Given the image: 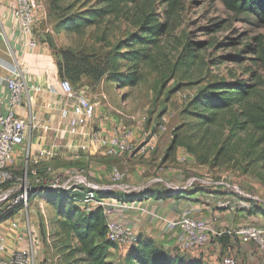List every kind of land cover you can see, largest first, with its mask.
<instances>
[{"label":"rangeland","instance_id":"374dc122","mask_svg":"<svg viewBox=\"0 0 264 264\" xmlns=\"http://www.w3.org/2000/svg\"><path fill=\"white\" fill-rule=\"evenodd\" d=\"M39 1L43 5L44 18L38 23L35 36L42 56L34 61L37 69L34 73H39L41 64L42 67L54 65L57 72L51 91L57 98L62 99L59 79H69L75 90L87 92L95 105L97 118L105 116L114 127L116 124L113 130L127 134L131 147H153L150 155L159 157L149 170L145 165L142 169L140 161L148 162L150 156L140 157L139 167L120 166L117 161L107 168L90 159L82 165L57 161L54 167H82V174L91 182L110 185L111 167L114 166L126 174L122 184L146 183L144 189L166 183L184 189L195 179L205 193H199L194 200L195 206L200 203L194 208L200 215L198 218L207 221L220 234L249 223L235 221V213L240 210L230 212L217 208L218 199L233 200L242 193L254 198L251 202L253 212L264 213V184L258 179L255 165L246 164L244 157L249 133L247 130L239 133L237 145L236 138L227 140L228 121L237 106L220 110L210 124L203 123L200 114L204 112L195 106L196 98L213 76L230 82L234 78L246 80L251 69L264 78V71L253 64V55L247 50V46L255 42L254 38L264 36V22L253 16L235 15L219 0H179V6L172 11L168 0ZM145 15L157 18L164 29L160 35L152 36L154 43L149 45L147 57L136 65L126 53L144 52L134 41L143 35L140 26ZM64 52L85 57L91 73L83 74L78 81L67 75L60 77L57 65L62 62ZM191 54L197 58L190 63ZM132 72L139 78L135 85L123 86L121 81L115 80L118 75L122 78ZM41 91L32 94L38 95ZM173 137L175 145L167 152ZM219 148L222 153L215 158ZM164 157L166 160H162ZM95 177H100L102 182H96ZM64 208L67 207L53 198L35 197L23 217V224L28 220L37 234L39 264L58 263V248L65 242L55 236L56 231L66 230ZM248 211L245 213L249 214ZM118 214L126 221L133 215L121 211ZM195 214L193 210L192 216L196 217ZM135 218L128 225L131 224L135 235H141V227L132 225H140L139 217ZM170 220L174 219H167ZM227 222L231 225L227 226ZM232 238L230 249L216 244L210 250L209 246L216 242L213 238L187 255L202 259L203 264H220L224 252L230 250L234 264H264V256L255 243L243 242L235 235Z\"/></svg>","mask_w":264,"mask_h":264},{"label":"built area","instance_id":"2783aa9c","mask_svg":"<svg viewBox=\"0 0 264 264\" xmlns=\"http://www.w3.org/2000/svg\"><path fill=\"white\" fill-rule=\"evenodd\" d=\"M12 14L18 20L21 31L31 37L35 26L44 18L43 5L39 0H14ZM29 46L35 47V41L31 40ZM25 76V70L14 69L4 78L6 94L2 104L4 102L6 108L4 112L0 111V217L10 212L13 214L0 220V264H39L37 234L27 218L25 224L22 221L30 206L31 194L44 188L72 192L83 188L84 197L76 202L87 211L96 207L102 209L107 238L117 245L118 250L125 252L139 234L133 233L132 227L123 222L118 212L122 207L132 208L133 204L130 203L133 201L127 204L115 197L95 199L94 196L95 192L107 193L114 187L130 191L128 185L121 183L126 174L112 166V183L101 185L84 176L82 167L56 168L53 165L59 148L56 142L38 148L32 156L30 147L26 146L28 132L40 125L32 116L28 121L16 111L23 106L24 93L38 92L42 88L38 85L27 86ZM58 88L62 96L60 118L66 121L64 131L71 138L78 137V149L86 151L89 145H98L109 157H122L131 151L133 147L127 134L121 135L117 131L103 133L92 126L95 105L85 90H75L68 79H59ZM28 99L30 100L29 95ZM42 128L48 127L43 125ZM188 184L190 187L196 184V180H190ZM180 189L182 187L172 188L173 191ZM216 207L230 212H245L250 204L240 197L233 200L226 198L218 199ZM193 209L185 206L176 219L166 222V229L176 234L175 249L181 253H194L220 234L207 221L194 218ZM224 232L230 236L235 235L243 242L255 243L264 256V225L245 224ZM224 253L226 254L221 258L220 264H234L230 250Z\"/></svg>","mask_w":264,"mask_h":264},{"label":"trees","instance_id":"16d2710c","mask_svg":"<svg viewBox=\"0 0 264 264\" xmlns=\"http://www.w3.org/2000/svg\"><path fill=\"white\" fill-rule=\"evenodd\" d=\"M118 3H128L135 0H115ZM169 8L172 11L179 6V0H168ZM226 10L235 15L253 16L257 20L264 22V0H219ZM91 22V21H90ZM164 29V24L157 21V18H151L145 15L140 26L143 32L141 37H136V43L140 44L143 53H126L129 59L138 64L147 57L146 51L150 44L154 43L152 36L156 37ZM255 42L247 46V50L253 55L251 61L256 67L264 71V36L254 38ZM62 62H59L58 74L60 77L67 75L73 81H78L83 74H90L91 70L85 57H76L69 52L61 54ZM197 58L195 54L190 55V63ZM249 78L246 80L234 78L233 81H226L213 76L211 82L203 87L200 95L196 98V108L201 109L204 113L200 117L204 124L213 122L215 116L222 109L237 106L234 116L228 121L230 127L228 130L227 140L236 138L235 144H238L239 133L247 130L249 133L248 150H245L244 157L247 158L246 164L255 165L258 170V179L264 184V78L258 76L251 69L248 70ZM66 79V78H61ZM69 80V79H68ZM116 81H121L123 86L135 85L139 78L135 73H130L126 77H115ZM71 83V81L69 80ZM72 85V83H71ZM73 86V85H72ZM175 145L173 137L169 152ZM222 153L221 149L215 151L214 157L217 158ZM164 157L162 160H166ZM83 163H73L68 165H82ZM192 190H182L175 192L169 188L156 190L155 193L140 194H122L117 195L113 191L107 193L95 192V199L100 197H115L123 201L140 200L142 197L156 196L158 199H167L170 197L179 198L182 195L188 196L191 193L201 192L202 187L198 184L192 186ZM223 187V186H222ZM84 189L78 191H61L51 188H44L31 194L32 198L47 196L60 202L64 208L62 212L65 215V231H56L59 240H63L64 246L59 249L57 264H203L202 259L194 258L175 250L174 253L166 251L162 245L156 243L149 237L137 236L136 241L130 245L126 251L117 260H111L112 251H117V245L107 238V228L105 216L100 207L91 211L85 210L76 201L84 197ZM204 193V192H201ZM205 194V193H204ZM240 198L249 202L250 207L247 213L256 214L264 213L252 211L251 202L253 199ZM186 198V197H184ZM254 201V200H253ZM13 214L10 212L0 220ZM216 242L221 248H229L233 238L227 233L214 236ZM212 238V239H213ZM224 251V250H223Z\"/></svg>","mask_w":264,"mask_h":264},{"label":"crops","instance_id":"0c3cea01","mask_svg":"<svg viewBox=\"0 0 264 264\" xmlns=\"http://www.w3.org/2000/svg\"><path fill=\"white\" fill-rule=\"evenodd\" d=\"M14 7V0H0V111H5V103L4 101L6 88L4 86V78L10 74L14 69H22L26 71V84L27 86H35L38 85L42 88V91L36 95L37 93L32 94V91H29V94L24 93L23 95V106L17 109V113L24 117L25 120H30L32 116L35 118L39 127L33 129L28 132V138L26 140V146L30 147L32 156L35 155L36 151L40 147H47L52 143L56 142L58 144V150L55 156L53 163L59 162H69V164H79L84 163L87 159L91 161H95L98 164H105L108 168L111 163L117 162L120 166L125 165H134L139 167V163L142 162V169L148 167V170L152 167L153 164H156L159 157L151 156L150 154L153 152V147H146L147 145H142L141 147H133L129 153H127V157H109L104 154V151L98 145H89L86 151H82L78 149L77 142L79 141L78 137L71 138L68 134L65 133V123L60 118V111L62 108L61 99L57 98L54 93L51 91L54 85V74L57 72V69L54 65H49L42 67L39 73L35 67L34 61L39 60L42 56L39 54V47L36 41L35 29L33 30L32 36L25 35L21 29L18 20L13 16L12 10ZM31 40L35 41L36 46L30 47ZM28 95L30 96V100L28 99ZM112 120V119H110ZM94 124L97 129H100L103 133H114L117 125L113 122H109L107 117L97 118L95 115ZM46 125L48 128L43 129L42 126ZM95 126H93L95 128ZM145 135V133L143 134ZM138 138L136 137L135 140ZM151 158L148 162L137 160L140 157H148ZM161 160V158H160ZM137 167V168H138ZM98 179L96 182H102L100 177H95ZM139 177H137L138 179ZM141 181L142 179L139 178ZM146 184V183H144ZM128 185L130 187V191L126 192L121 189V187H114L111 191H113L117 195L122 194H140V193H155L156 190H162L165 188H169L172 190V186L169 184H160L161 186L156 187L157 185H153L152 187H147L144 189L143 185ZM145 186V185H144ZM180 188V187H179ZM192 187L182 188L177 192L182 190L188 191L192 190ZM176 192V191H175ZM201 192L191 193L188 196L182 195L179 198L170 197L167 199H158L156 196H149L147 198H141L140 200H133L130 204L132 208H120L119 211L124 213L133 214L129 221H126L124 216H121V219L124 223L128 224L132 223L136 220L135 216L139 217L137 220L139 224H132L133 227H141L139 230L141 232V236L149 237L156 243H163V245H167L168 249L164 248L166 251L170 253H174L176 249V234L169 232L166 229V224L164 225L167 219H175L178 217L180 211L185 206H193L192 208H198L200 203H196L195 206L194 200L198 199L197 195ZM186 197V198H184ZM130 201L126 202L127 204ZM202 207V205H201ZM195 211L196 217H200L198 212ZM245 215L244 219L242 216ZM235 221H245L251 225H264V216L260 213L256 214H246L245 212L238 211L235 213ZM235 223V222H234ZM232 223V224H234ZM131 225V224H130ZM142 225V226H141ZM227 226H230L231 223L227 222ZM32 226V225H31ZM33 228V227H32ZM164 229V230H163ZM34 230V229H33ZM160 230H163L162 232ZM164 238V239H163ZM163 239V240H162ZM9 245H11V241H9ZM216 246L215 243L209 246L210 250ZM112 257L111 260H117L121 255H123L120 250H111ZM213 252V251H212ZM213 254V253H212ZM44 262V260H43ZM48 263V262H47ZM45 264V263H42Z\"/></svg>","mask_w":264,"mask_h":264}]
</instances>
